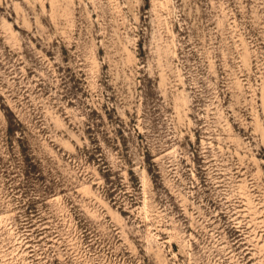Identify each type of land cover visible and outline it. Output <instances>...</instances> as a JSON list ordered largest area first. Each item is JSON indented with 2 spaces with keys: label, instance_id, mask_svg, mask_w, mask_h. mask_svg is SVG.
<instances>
[{
  "label": "rangeland",
  "instance_id": "obj_1",
  "mask_svg": "<svg viewBox=\"0 0 264 264\" xmlns=\"http://www.w3.org/2000/svg\"><path fill=\"white\" fill-rule=\"evenodd\" d=\"M0 264H264V0H0Z\"/></svg>",
  "mask_w": 264,
  "mask_h": 264
},
{
  "label": "trees",
  "instance_id": "obj_2",
  "mask_svg": "<svg viewBox=\"0 0 264 264\" xmlns=\"http://www.w3.org/2000/svg\"><path fill=\"white\" fill-rule=\"evenodd\" d=\"M18 122L16 121V124H17Z\"/></svg>",
  "mask_w": 264,
  "mask_h": 264
}]
</instances>
